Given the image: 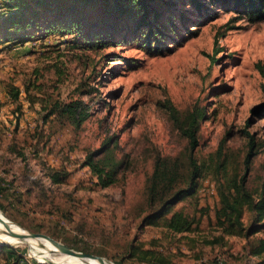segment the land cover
Returning <instances> with one entry per match:
<instances>
[{
    "label": "rangeland",
    "instance_id": "obj_1",
    "mask_svg": "<svg viewBox=\"0 0 264 264\" xmlns=\"http://www.w3.org/2000/svg\"><path fill=\"white\" fill-rule=\"evenodd\" d=\"M216 12L196 16L191 27L197 33L168 39L163 52L131 39L92 49L76 36L34 28L28 40L10 43L0 31L4 215L113 264H264V252L250 253L264 227L250 235L217 228L219 197L209 162L221 150L231 175L245 171L253 190L264 184V113L252 112L264 101V20ZM10 85L21 89L17 100L7 93ZM74 99L90 111L79 127L66 114L44 120L45 107ZM168 100L179 113L200 110L196 156L208 172L194 196L172 206L194 220L193 229L181 233L142 221L151 211L145 186L155 154H185L186 138L164 106ZM247 132L256 153L244 169ZM109 136L125 161L116 182L101 186L83 161ZM51 172L62 180L53 182ZM242 219L246 228L258 223L247 207ZM15 255L18 264H54L30 255L25 243L0 244V264H11Z\"/></svg>",
    "mask_w": 264,
    "mask_h": 264
},
{
    "label": "trees",
    "instance_id": "obj_2",
    "mask_svg": "<svg viewBox=\"0 0 264 264\" xmlns=\"http://www.w3.org/2000/svg\"><path fill=\"white\" fill-rule=\"evenodd\" d=\"M233 10L250 22L264 20V0H0V31L3 42L25 41L30 37V28L43 35L69 34L80 39L88 48H102L131 39L142 43L150 50L163 52L168 39L177 42L194 36L198 27H191L196 16L215 15L216 9ZM192 16H195L192 19ZM194 24V23H193ZM2 36V35H1ZM1 39V38H0ZM29 85L25 86L27 92ZM21 89L10 85L9 97L17 100ZM176 128L186 138L184 156L161 154L153 159L151 173L147 176L145 199L150 210L142 218L143 223L163 225L172 232L181 233L193 229L194 220L183 210H172V206L197 193L199 178L203 177L205 161H199L196 148L199 145L198 121L200 110L181 112L168 100L164 105ZM43 115H67L75 127H79L90 115L87 105L78 99L70 102L54 101ZM252 112L263 114L264 101L252 108ZM249 140L243 156L244 169H249L255 142L247 132ZM221 150L216 153L213 165L219 204L215 208L216 226L224 235H250L264 227V184L259 190L248 186L247 174L231 175ZM125 159L119 155L118 142L109 136L97 148L86 153L83 164L89 166L101 186L116 182ZM53 182L62 179L50 173ZM254 214L258 223L245 227L244 209ZM0 208L5 209L2 203ZM264 252V238L250 245V253L259 256ZM11 264H18V256ZM257 261L255 264H261Z\"/></svg>",
    "mask_w": 264,
    "mask_h": 264
},
{
    "label": "bare ground",
    "instance_id": "obj_3",
    "mask_svg": "<svg viewBox=\"0 0 264 264\" xmlns=\"http://www.w3.org/2000/svg\"><path fill=\"white\" fill-rule=\"evenodd\" d=\"M11 228L22 234L28 231L14 221H10ZM4 224L0 221V240H5L11 244L25 243L28 245L30 255L38 258L40 261L51 262L54 264H113L107 258L104 262L94 257H82L75 254L55 251L53 244L41 238L27 237L26 241L14 238L7 234Z\"/></svg>",
    "mask_w": 264,
    "mask_h": 264
},
{
    "label": "water",
    "instance_id": "obj_4",
    "mask_svg": "<svg viewBox=\"0 0 264 264\" xmlns=\"http://www.w3.org/2000/svg\"><path fill=\"white\" fill-rule=\"evenodd\" d=\"M0 221L4 224L7 234H9L10 236H12L14 238L20 239L22 241H26L27 237L46 239L53 244L55 251L65 252V253H69V254H75L78 256H82V257H94V258L99 259L101 262H104V260L106 259L102 255L87 253V252L75 249V248H73V247H71V246H69V245L55 239L54 237H52L46 233H43V232L28 231L27 234L18 233L11 228V226H10L11 220L8 219L4 215L3 211H1V210H0ZM0 244L11 245L10 242H7L5 240H0Z\"/></svg>",
    "mask_w": 264,
    "mask_h": 264
}]
</instances>
